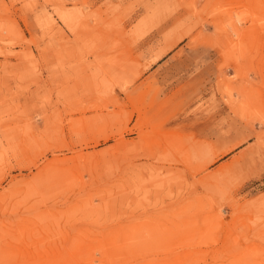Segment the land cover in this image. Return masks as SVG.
<instances>
[{
  "label": "rangeland",
  "instance_id": "obj_1",
  "mask_svg": "<svg viewBox=\"0 0 264 264\" xmlns=\"http://www.w3.org/2000/svg\"><path fill=\"white\" fill-rule=\"evenodd\" d=\"M0 264H264V0H0Z\"/></svg>",
  "mask_w": 264,
  "mask_h": 264
}]
</instances>
